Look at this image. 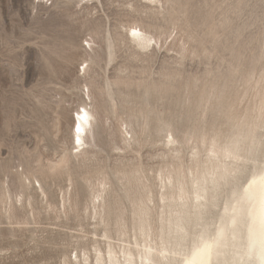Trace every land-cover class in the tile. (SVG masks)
Listing matches in <instances>:
<instances>
[{
    "label": "rangeland",
    "instance_id": "374dc122",
    "mask_svg": "<svg viewBox=\"0 0 264 264\" xmlns=\"http://www.w3.org/2000/svg\"><path fill=\"white\" fill-rule=\"evenodd\" d=\"M135 25L150 49L129 37ZM263 93L264 0H0V264H95V247L120 243L104 235L114 207L132 241L123 173L149 186L157 215L161 175L188 179L195 157L225 144L229 114H264ZM83 104L94 118L77 153ZM256 149L255 169L264 139Z\"/></svg>",
    "mask_w": 264,
    "mask_h": 264
},
{
    "label": "bare ground",
    "instance_id": "6f19581e",
    "mask_svg": "<svg viewBox=\"0 0 264 264\" xmlns=\"http://www.w3.org/2000/svg\"><path fill=\"white\" fill-rule=\"evenodd\" d=\"M147 1L153 3L157 0ZM128 34L141 50H148L154 45V38L136 25L129 28ZM247 66L250 65L247 63ZM211 99L213 100V97ZM93 118L94 114L86 104L81 106L76 116L74 115L72 135L77 153L85 149L84 135H88V131L91 130ZM227 118L229 129L224 135L225 144L220 148H213L208 153V160L205 163L195 157L192 164L196 169H190L191 176L188 179L182 180L184 177L182 176V179L176 178L175 181V177L169 171V174L161 175L160 185L167 190L161 194L160 211L156 212L157 215L149 206V202H152L151 195L146 194V192L151 193L149 186L136 185V183L135 186H131L133 175L123 173L122 179L126 182L121 187V191L122 197L127 198L132 207L130 226L133 240L125 239L128 234L126 229L129 227V221L125 217L126 209L123 208V211L114 207L113 211L116 209L114 216L110 214L111 216L102 220L114 224L112 228L106 227L104 235L111 239L108 233L114 231L118 233L120 243L116 245L107 241L105 252L100 247H95V264H264V159L257 169L255 162L252 165L255 150L260 140L264 139L257 135L259 129L264 126V114L251 122L249 120L231 122V114ZM155 123L157 129L161 131L173 126L171 122L166 121ZM91 132L89 134H92ZM176 153L175 158L180 160L181 149H177ZM197 155L199 152L195 151L193 156ZM180 171L183 170H177L175 174L177 177ZM240 174H248V176L239 188L238 194L233 197L231 208L228 209L223 202L229 197L231 188ZM139 180L141 182V179ZM167 180L169 186L166 185ZM143 190L145 193L142 192ZM95 197L93 203L96 210L99 208L96 201L100 195ZM122 200L120 198L118 202ZM214 214L221 217L217 229L215 232H210L211 229L204 231V226L211 222L210 219ZM222 218H226L223 223ZM86 256L83 257L84 261L88 260Z\"/></svg>",
    "mask_w": 264,
    "mask_h": 264
},
{
    "label": "water",
    "instance_id": "95a60500",
    "mask_svg": "<svg viewBox=\"0 0 264 264\" xmlns=\"http://www.w3.org/2000/svg\"><path fill=\"white\" fill-rule=\"evenodd\" d=\"M239 190H240L239 187L238 188L236 187L235 189H233V188L231 189L229 197L226 201V207L228 209L231 208V204L233 202V197L238 194ZM219 218H221V217L218 215L216 218L212 219L211 222L207 223L206 226H204V231H205V229L209 228L208 229L209 231L211 229L210 232H215V230L217 229V223L220 220ZM222 219H224V220H222V223H223L226 218H222Z\"/></svg>",
    "mask_w": 264,
    "mask_h": 264
}]
</instances>
